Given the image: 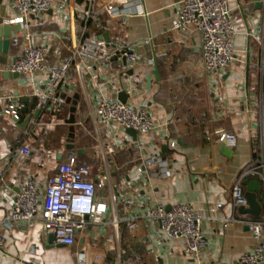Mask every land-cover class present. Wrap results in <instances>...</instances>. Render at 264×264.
Here are the masks:
<instances>
[{
  "label": "crops",
  "instance_id": "1",
  "mask_svg": "<svg viewBox=\"0 0 264 264\" xmlns=\"http://www.w3.org/2000/svg\"><path fill=\"white\" fill-rule=\"evenodd\" d=\"M12 1L0 0L2 22L18 25L34 44L47 45L45 65L49 68L61 64L70 53L72 35L79 36L84 30L86 38L104 42L100 37L107 32L111 53L136 46L133 54L137 60H127L125 65L114 56L112 68L93 65L81 72L74 68L60 89L61 96L79 95L75 144L86 150L77 154V163L90 168L95 180L109 174L98 190L109 203L104 223L89 224L78 233L73 246L50 240L41 222L34 227L2 224L0 264H237L256 240L246 225L224 226L222 218L264 220V178L259 174L249 175L244 182L260 183L261 214L242 213L231 203L232 188L244 168L264 162V8L245 14L243 5L251 1L229 0L237 30L235 61L214 78L204 72L197 29L182 32L171 28L179 11L178 0H140L123 16L101 10L96 19L85 16L87 0H56L40 16L19 21ZM105 1L95 0L96 8ZM18 32H12V40ZM24 47L19 43L11 46L7 70ZM152 53L160 78L154 74ZM44 77L36 72L16 79L17 96L10 90V102L0 112L2 219L21 179L33 176L44 185L57 172L60 154L65 151L71 105L64 100L59 113L42 109L34 116ZM9 82L0 85L9 88ZM122 91L128 94L126 103L146 107L155 122L149 133L138 134L136 140L117 125H101L94 116L103 99L120 101ZM10 105L21 106L19 120L6 114ZM219 130L235 133L238 145L222 146L217 140ZM24 147L30 149L29 154L18 151ZM152 155L158 161L144 166ZM243 185L246 192L248 184ZM179 202L190 204L203 218L207 245L198 261L185 254L182 238H173L144 219L154 204L168 208ZM135 217L139 225L129 229L126 221Z\"/></svg>",
  "mask_w": 264,
  "mask_h": 264
},
{
  "label": "built area",
  "instance_id": "2",
  "mask_svg": "<svg viewBox=\"0 0 264 264\" xmlns=\"http://www.w3.org/2000/svg\"><path fill=\"white\" fill-rule=\"evenodd\" d=\"M56 0H13L11 7L16 13L15 20H23L28 16H40L49 10ZM140 0H106L100 9L95 0H87L89 7L85 10L87 19H96L101 10L110 16H123L132 5ZM73 4V3H72ZM179 11L171 22V28L185 32L196 28L201 34L204 72L214 78L225 73L235 61L234 39L237 34L232 17L229 0H178ZM28 27L27 24L24 25ZM85 30L81 35H72L70 53L60 65L47 67L45 61L49 48L45 44H34L28 33L19 31L13 38L16 44H24V51L8 66L11 72L23 75L44 73L42 89L37 92L36 106L57 114L63 107L64 99L60 95L61 87L70 78L72 69L81 72L84 67L105 65L112 68L114 56H123L134 62L137 56L123 49L122 53L109 52V45L104 41L86 38ZM21 106L10 105L5 110L19 120ZM94 116L105 127L117 125L123 129L133 128L138 134H147L155 126L149 110L143 106H134L118 100L103 99L94 111ZM218 141L235 147L238 137L225 130L217 131ZM172 146L176 143L172 142ZM113 147L109 148L113 152ZM20 153L29 154V148H20ZM264 156V148H263ZM158 161L155 155L144 162V166ZM251 174H259L264 178V162L253 163L244 168L234 184L231 192V203L234 209L248 207L245 197L244 179ZM109 180V174L98 176L95 180L87 166L77 163V153L71 150L63 152L57 172L41 183L33 176L21 179L17 193L13 195L5 219L0 217V226L12 227L25 223L34 227L41 222L46 234L52 233L55 242L73 246L77 235L89 224L104 223V215L109 208L106 196H99L98 190ZM114 197V192L112 193ZM221 207V204H218ZM144 219L157 224L169 236L182 238L184 252L194 260H200L201 252L207 245L203 232V218L188 203H175L170 209L165 204H154ZM224 226L235 223L246 225L252 232L256 243L239 257L237 264H259L264 261V220H239L235 217L222 218ZM116 228L119 222L115 220ZM139 225V218L126 221L129 229ZM4 246V238L0 235V250ZM76 264H79L78 261Z\"/></svg>",
  "mask_w": 264,
  "mask_h": 264
},
{
  "label": "water",
  "instance_id": "3",
  "mask_svg": "<svg viewBox=\"0 0 264 264\" xmlns=\"http://www.w3.org/2000/svg\"><path fill=\"white\" fill-rule=\"evenodd\" d=\"M244 1H251V4H245L243 5V9L245 10V14L248 12H254L256 9H263L264 8V0H244ZM1 9H3V5L0 2V13ZM33 16V15H32ZM3 17L0 16V83H3L5 80H10L9 82V88H5L4 86L0 85V112L6 107L9 102V93L10 90L14 91V95L17 96V82L16 79L19 77H22L23 74L18 72H11L7 70V64L10 58V48L12 45L15 44V41L11 39L12 32L16 33L19 31L18 25H9L7 23L2 22ZM100 39H105L107 43L110 42V38L108 36V33H104ZM143 44V43H142ZM137 52V47L134 46L133 49H130L129 53ZM118 53H122L118 52ZM152 59L153 64L155 66L154 74L157 76V78H160L159 76V68L157 64V59L154 53H152ZM122 62L127 65V58L125 56L122 57ZM62 98L66 100L68 104L71 105V114L69 118L67 119V123L69 125V132L66 139V145L65 150H71L76 152L77 154H82L85 152L86 149L84 148H77L75 144V136H76V127L75 124L77 122V116H76V110H77V103L79 100V95L76 94L75 96H69L66 97L65 94L62 95ZM128 98V94L126 91H122L119 94V100L122 102H126ZM25 111V109H24ZM41 112V109H36L35 115L38 116V114ZM30 120V116L27 118V123ZM126 132L131 135L135 140L138 137V133L133 128H127ZM225 145L222 142V146ZM63 156V153L60 154V158ZM114 176H116V173H114ZM115 183V180L113 181ZM244 184H248L247 191L245 192V197L248 200V207H240L239 211L245 214H250L253 216H259L261 214L262 206L257 198V191L261 190V185L257 181L253 180H246ZM171 207H168L170 209ZM50 240L54 241V235L52 233L49 234ZM60 246H66L64 244H59Z\"/></svg>",
  "mask_w": 264,
  "mask_h": 264
},
{
  "label": "trees",
  "instance_id": "4",
  "mask_svg": "<svg viewBox=\"0 0 264 264\" xmlns=\"http://www.w3.org/2000/svg\"><path fill=\"white\" fill-rule=\"evenodd\" d=\"M78 158H81V156H78ZM78 164L81 165V164L79 163V161H78Z\"/></svg>",
  "mask_w": 264,
  "mask_h": 264
}]
</instances>
